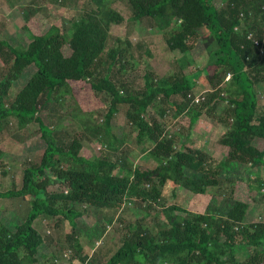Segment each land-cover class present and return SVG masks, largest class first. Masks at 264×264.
Instances as JSON below:
<instances>
[{
    "label": "trees",
    "instance_id": "obj_1",
    "mask_svg": "<svg viewBox=\"0 0 264 264\" xmlns=\"http://www.w3.org/2000/svg\"><path fill=\"white\" fill-rule=\"evenodd\" d=\"M77 1L81 8L68 28L54 22L34 33L29 22L40 15L39 5L29 6L27 45L0 37V135L10 123L23 129L37 122L44 142L39 161L27 160L20 184L0 189V199L27 197L31 206L24 219L17 212L0 217V264H52L51 252L39 250L47 242L34 225L39 216L62 221L73 233L87 207L112 219L128 203L141 215L125 226L120 245L102 264H264V220H251L261 203L248 198L255 190L264 201V103L256 92L264 87V0H222L220 7L214 0H126L127 21L149 22L174 53L173 73L161 78L147 71L140 87L126 74L135 68V51L140 58L143 44L112 34L111 26L123 21L112 7L115 0ZM198 42L210 61L185 73L196 63L192 50ZM29 69L11 95L12 84ZM198 85L208 88L195 102ZM75 86L88 87L104 102L103 120L93 133L98 155L87 150L88 137L72 123L59 128L40 117L68 96L76 118L80 113L92 118L94 110L83 105ZM122 107L123 131L117 134L112 121ZM204 115L224 127L223 160L193 145L192 131ZM166 116L177 120L172 131L162 122ZM126 127L150 164L135 165L130 152L114 159L126 142ZM3 154L0 150L1 161ZM239 168L246 170L242 179L235 176ZM166 186L173 201L164 206ZM180 191L209 195L205 210L183 208ZM71 233L65 235L75 255L69 264L86 263L90 256Z\"/></svg>",
    "mask_w": 264,
    "mask_h": 264
},
{
    "label": "rangeland",
    "instance_id": "obj_2",
    "mask_svg": "<svg viewBox=\"0 0 264 264\" xmlns=\"http://www.w3.org/2000/svg\"><path fill=\"white\" fill-rule=\"evenodd\" d=\"M30 1L32 0H0V37L8 40L14 46H25L30 40L28 30L24 27L25 7L31 6L35 8V6L39 5L38 13L40 15H33L29 22L30 28L34 33H42L54 22H62L68 28L70 18L75 16L78 9L81 8V3L77 0H68L66 2L57 0H33V3H29ZM222 2V0H214L216 7H220ZM112 7L123 16V21L120 24L111 26L112 34L129 40L131 45H135L137 42L143 44L141 47L142 55L140 58H137L138 49H136L135 56L137 62L135 68L129 74H126V78L132 81L136 87H140L143 85V75L147 71L161 78L172 74L174 71V66L172 65L174 53L167 50L161 32L156 27L151 26L149 22H128L130 10L126 4V0H115ZM192 55L196 58V63L194 66L187 67L184 70L185 73H191L195 68L199 69L208 63L209 57L199 42L192 50ZM32 71L33 69H29L27 72H24L22 75L23 78L12 84L10 90L11 95L16 93ZM205 88H208V86L198 85L197 91L195 92L198 94L195 95L199 98L203 96L205 94ZM256 92L259 103H264V87L257 86ZM75 93L81 102L84 103L83 105L89 108L88 110H94L92 118H89V115L84 113H80L81 118H76L73 115L76 109L74 107L75 102L68 96L65 97L64 102L52 104L50 108L52 113L41 111L40 117L45 124L50 126L60 123L59 128L66 127V124L72 123L81 133H84L88 138L94 140V142H89L87 138L83 143L87 150L98 155L100 153V143L95 141L93 133L97 126L96 124H100L102 122L101 120H103L104 102H102V98L99 99V97L90 93L88 87L85 90H78L77 86H75ZM218 107L217 111L219 112L223 104ZM149 111L153 113L151 108ZM112 122L113 130L117 134H121L124 122L123 107L119 113L114 115ZM162 122L169 128V131L174 130L177 125V120H174L171 116H166ZM223 129L224 127L217 124L213 119H208L205 115L202 116L192 131L193 145L206 151L211 156L223 160L227 154V148L219 142ZM3 130V133L0 135V150L4 154L3 161L0 160V168L4 166V168L8 169V172L6 174L0 173V189L6 190L12 187L13 182L21 180L22 171L27 164V160L30 159L31 162L39 161L44 149V142L40 138L37 122H32L23 129L17 127L15 123H10L9 127ZM124 130L127 132L126 142L124 143L123 149H120V152L116 151L113 154L114 159H120L121 157L124 159L130 152L135 165L150 164L151 160L145 154H141L140 145H137L131 135H129L130 129L126 127ZM106 150L107 147L101 152H106ZM245 171L239 168L235 173L236 178H240ZM260 172L264 177V169H261ZM18 184H20V181ZM243 184L244 182L240 183L241 186ZM178 194H180L178 199L179 204L183 208L193 212H203L210 200L209 195L193 196L185 191H180ZM250 197L255 198L257 205L258 202L261 203L259 208H255L252 211L251 220H264V215L262 218L259 217L260 214H264V201L260 200L261 197L255 190L250 191L248 196L249 200ZM172 201L170 189L166 186L163 191V196L160 199V205L166 206ZM130 206L132 205L128 203L126 205L127 209L121 210L117 215L112 216V219H110L111 216L103 218L104 215L102 213L98 214L95 208L87 207V216L78 221V228L73 233H71V230L67 231L63 228L64 223L62 221L57 224L56 219L52 217L39 216L35 220L34 225L45 238L47 237L46 245L44 247L42 245L39 250L41 252H51L50 260L52 264H69L75 255L72 249L67 248L70 242L65 235L71 233L77 239H80L83 249L91 256L86 263H81L77 259L74 261L77 264H102V260L108 258L115 251V248L117 249L120 245V237L126 231L125 226L128 223L133 224L141 215L137 209L131 208ZM30 207L27 197L0 199V208L4 212L0 217L2 220H6L7 212H17L19 217L24 219Z\"/></svg>",
    "mask_w": 264,
    "mask_h": 264
},
{
    "label": "built area",
    "instance_id": "obj_3",
    "mask_svg": "<svg viewBox=\"0 0 264 264\" xmlns=\"http://www.w3.org/2000/svg\"><path fill=\"white\" fill-rule=\"evenodd\" d=\"M199 99H200L199 97H196V98L194 99V101H195V102H198Z\"/></svg>",
    "mask_w": 264,
    "mask_h": 264
},
{
    "label": "crops",
    "instance_id": "obj_4",
    "mask_svg": "<svg viewBox=\"0 0 264 264\" xmlns=\"http://www.w3.org/2000/svg\"><path fill=\"white\" fill-rule=\"evenodd\" d=\"M20 180H18V183H19ZM63 228L66 230L65 226L63 225ZM47 233H50V232H47ZM91 257V256H90Z\"/></svg>",
    "mask_w": 264,
    "mask_h": 264
}]
</instances>
